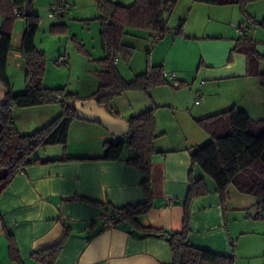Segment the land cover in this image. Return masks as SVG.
Instances as JSON below:
<instances>
[{"label":"crops","instance_id":"1","mask_svg":"<svg viewBox=\"0 0 264 264\" xmlns=\"http://www.w3.org/2000/svg\"><path fill=\"white\" fill-rule=\"evenodd\" d=\"M34 1H31V9L36 14L42 6L46 12L51 3V0H46L43 5L39 2L35 5ZM69 1L67 0L69 9L57 19L56 24L68 27L73 16L77 17V20L87 18L83 10L90 2L72 0V4ZM113 1L128 5L133 0ZM178 1L174 3L171 16ZM184 1L190 8L194 3H198ZM93 3L96 4L95 0ZM202 5L197 7L204 8L209 14L227 17V29L213 32L206 28L200 35L173 36L171 39L155 42L150 53L151 62L162 65L164 72H174L175 81L166 77L168 84L152 87L145 94H126L131 102L130 115H123V112L119 111L118 102L116 105L108 102L107 108L112 114L116 113L126 119L138 112L154 108L157 132L162 133L153 143L157 151L153 156L151 168L153 205L149 212L135 217L137 222L143 227L180 232L184 217L183 201L189 189V176L192 174L195 178L203 177L210 193L190 201L188 240L197 247L229 255L242 247L241 240L244 237H248L253 230L264 227V222L249 220L250 217L238 213L237 208H257L259 216L253 218L254 220L264 218L261 213L264 209L259 207L254 198L245 194L233 199L229 192L230 200L223 202L215 190L213 180L198 166L192 167L188 148L204 145L210 140L196 125L195 119L231 107L245 110L253 120L264 117V87L260 86L256 78L246 75L245 57L231 53L235 40L240 36L235 24L246 22L247 31L244 35L256 41V50L262 55L264 33L259 30L258 24L247 21L239 6L234 3ZM246 12L255 20L262 19L260 11L252 4L246 6ZM182 16L184 14L178 16L177 26L182 23ZM18 18L20 17L16 16L12 32L14 49L7 61V75L14 93L25 89L24 61L17 50L25 22ZM1 22L0 11V25ZM44 26L42 39L38 45L36 35L35 44L46 55L48 49L43 42L47 39L45 35L48 25ZM68 31L69 27L67 34ZM59 45L58 43L57 48ZM60 51L61 46L57 54H61ZM101 52L103 54L102 49ZM60 61L66 62L67 58L60 55L56 63ZM117 67L119 68L118 65ZM194 70L195 78H200V82L186 86L187 76ZM49 82L46 81L45 73L43 84L46 87H61ZM4 95L5 88L0 81V103L4 101ZM197 98L200 100L195 103ZM60 110L59 104L15 108L13 118L19 132L26 134L47 125ZM76 130L82 133V137L78 138L90 134L87 138H95V142H87L84 151L77 155L65 156L83 159L29 165L2 191L0 264H17L10 260L6 232L13 237L24 264H39L32 259V253L56 244L67 232L65 245L54 264H171L172 254L165 236L142 232L126 221L103 228L108 220L103 214L108 209L95 202L121 207L145 200L139 184V172L126 163V159L134 154L132 148L125 145L127 149L124 151L125 146L123 147L120 159H98L105 155V142L112 141L113 136L98 122L74 119L68 129L67 141L68 138H76ZM63 147L59 148L61 150L57 148L58 154L54 157L38 158L59 159L67 153V148ZM207 177L211 179L212 184ZM168 198L171 199V204L168 203ZM258 234L264 237V234ZM246 240L249 241V248L254 254L264 255V241L259 239L257 242L250 238Z\"/></svg>","mask_w":264,"mask_h":264},{"label":"trees","instance_id":"2","mask_svg":"<svg viewBox=\"0 0 264 264\" xmlns=\"http://www.w3.org/2000/svg\"><path fill=\"white\" fill-rule=\"evenodd\" d=\"M191 1L204 4L234 3L239 6L247 21L264 28V17L258 21L246 12V6L256 0ZM24 2L25 0H7L6 2L0 0L2 14L0 81L5 88L4 101L0 103V195L11 180L29 165L83 159L63 156L59 159L42 160L33 156L34 151L40 147L66 145L71 122L74 119H81L76 115L73 106L74 102L80 98L76 93L67 91L65 87L50 88L43 84L47 59L45 53L35 44V37L40 28V18L33 11L25 17ZM95 2L98 9L96 18L100 23V47L104 53L101 59L103 68L98 72L97 92H111L98 98V103L107 108L108 98L113 95L124 91L147 92L152 87L168 84L160 64L148 63L144 72L125 80L118 71L115 60L118 53H122L125 59L132 53L133 47L122 43V37L129 28L144 32L152 41L156 35H160V39L167 35L171 31L168 17L176 0H134L129 5H122L113 0H95ZM13 7L18 8V17L23 18L25 22L21 43L17 48L25 67V89L20 93L13 92L7 75L8 56L14 49L12 32L16 16ZM182 25L183 22L175 29V35L181 34ZM65 28L64 24L55 23L50 26L51 32L64 31ZM245 32L235 40L231 53L235 52L245 57L246 75L256 78L260 86L264 87V55L256 50V41L244 35ZM50 104L61 106L60 113L54 119L31 133L19 132L13 118L15 108ZM114 115L118 116L116 113ZM128 121L130 136L117 142H105V155L98 159H120L123 147L130 146L134 154L126 159V163L139 172V184L145 200L142 203L121 207L95 202L111 213V217L106 220L103 228L126 221L142 232L165 236L172 254L171 264H234L233 252L229 255L219 254L197 247L188 240L190 201L210 193L203 177L195 178L192 174L189 176V189L183 201L184 217L180 232L143 227L137 222L135 217L146 214L153 205L151 168L153 156L157 152L153 143L162 133L157 132L154 108L133 115ZM195 123L210 137V140L204 145L188 148L192 167L198 166L213 180L215 190L220 194L223 202L227 199L228 187L233 186L242 194L254 196L258 205L264 204V117L253 120L245 110L231 107L195 119ZM67 237L68 232L56 244L34 251L31 255L32 259L39 264H54ZM6 238L10 260L17 264H24L13 237L6 232Z\"/></svg>","mask_w":264,"mask_h":264},{"label":"rangeland","instance_id":"3","mask_svg":"<svg viewBox=\"0 0 264 264\" xmlns=\"http://www.w3.org/2000/svg\"><path fill=\"white\" fill-rule=\"evenodd\" d=\"M45 1L46 0H42L40 2V0H35L34 4L37 5V3L39 2V4L42 3L41 5H43V2ZM83 1L85 3L90 2L89 4H87V6L84 7L85 12L83 10V14L87 18L77 20V17L74 18L75 16H73V19L69 20L70 23L68 26V34V27H66L64 31L51 32L49 26L50 24H55L57 19L48 18L42 6V9L38 11V15L40 18V28L36 34L38 36L36 41L39 45V41L40 39H42L43 36V29H45L44 25H48L46 26L48 27V29L45 35L47 39L43 42L44 46L48 49V54H46L47 62L45 66L46 81H50L49 83L51 85L65 87L67 91L76 93L80 99H85L87 97L90 98L92 95L97 93L99 84L98 72L102 69L101 59L104 57V53L102 54L101 52L99 41L100 23L99 20L96 18L98 15V9L96 7V4H92L93 0ZM194 4L195 5L190 8V6H188V4H186L184 0L178 1L176 10L174 11L173 15H170L168 17V24L171 28V31L167 35H165L161 40L171 39L173 36L184 37L187 34L200 35L204 32L206 28H208L207 30H211L213 32H218L219 29H227V25L229 26V20L227 17L223 15L209 14V12H207L204 8L197 7L203 6V3ZM249 4L255 6L260 11L261 17H264V0H256ZM181 14H184V16L181 17V20L183 22L181 34L175 35V29L178 27L177 25L179 24L178 16ZM18 20L24 22L23 18H18ZM232 28L234 29V27ZM259 30H262V33H264V28L260 27ZM58 43L60 44L59 48L61 46V54H57V50L59 49L57 48ZM122 43L133 47L132 53L129 57H126L125 59L122 53H118L115 60V65L116 67L117 65L119 66V68L117 67V69L125 80H129L135 75L144 72L148 63L154 64L153 62H151L150 53L155 42H153L151 38L147 37L144 32L129 28L127 30V33L122 37ZM60 55H64L67 58V61H60L57 64L56 60H58ZM193 69L194 68H192V70ZM131 75L132 77L130 78ZM187 77L188 79L186 80V86H192L194 83H196V81H198L197 84L200 82V78H195L196 70H194L193 73L190 71V75H188ZM193 78H195V80H192ZM129 92H132L131 94H135L133 92H136V94L147 93L144 91H124L120 94L113 95L108 98V102H110L111 105H116V102H118L117 107L119 111L123 112V115H130L131 113L129 107L131 102L127 97L128 95H126L130 94ZM120 106L122 108H120ZM81 134L82 133L79 130H76L74 133V136L76 138H68L66 145L55 144L40 147L34 151L33 156L42 158L54 157L58 154L57 148L58 150H61L59 149L61 148V146H64V149L67 148V153H64V156L77 155L78 153L84 151L83 148L87 145V142H95V138H87L90 134L84 135L83 138H78L79 136L82 137ZM63 148L62 150H64ZM126 149L127 146L124 147V151ZM208 179L209 178L207 177V180ZM210 180L211 179H209V182L212 184V181ZM229 188L230 189H227L228 201L230 200L228 197L229 192L233 195V199H236V196H244V194L240 193L235 187L230 186ZM248 196H250V198H254L256 202V198L254 196ZM226 207H228V205H226ZM241 207L237 208L236 211L238 213H241L244 216L246 212H249L251 214L249 220L254 222H264V218H259L256 220L253 219L254 214L258 212V210L256 212L257 208L255 209L254 206L247 208H243V206ZM261 213L262 215H264V210H262ZM258 233L264 234V227L253 230V233H250L248 237H244V239L241 240L242 247L234 253V264H264V255L260 253L254 254L255 252H252L249 248V241L246 240L250 238V240H255L257 242L260 240L264 241V237L260 236Z\"/></svg>","mask_w":264,"mask_h":264},{"label":"water","instance_id":"4","mask_svg":"<svg viewBox=\"0 0 264 264\" xmlns=\"http://www.w3.org/2000/svg\"><path fill=\"white\" fill-rule=\"evenodd\" d=\"M31 1L25 0L23 15L29 16L32 13ZM109 91H100L90 98L78 99L74 102L76 115L87 121L98 122L114 138L123 140L129 132L130 125L126 118L112 114L104 105L98 103V98L110 94Z\"/></svg>","mask_w":264,"mask_h":264},{"label":"built area","instance_id":"5","mask_svg":"<svg viewBox=\"0 0 264 264\" xmlns=\"http://www.w3.org/2000/svg\"><path fill=\"white\" fill-rule=\"evenodd\" d=\"M67 9H69V5L67 3V0H51V3L48 7V9L46 10V14H47V17L50 18V19H60L63 14L67 11ZM13 12L15 14V16H19V10L17 7H13ZM170 14V12L168 13ZM235 29L236 31L241 34V33H244L245 30L247 29L246 27V24L244 22H239L237 24H235ZM160 39V35H156L153 37V42H156ZM165 77L171 79V80H175V74L174 72H164L163 73ZM199 98H197V100H195V103H198L199 102ZM130 136V132H128L124 138H128ZM113 142H117L119 141V139H116L113 137ZM171 199L168 198V203L171 204ZM259 207L261 209H264V204H260ZM106 219H109L111 217V213L110 211H105L104 214H103ZM246 216L250 217L251 214L249 212H246ZM259 216V213L257 214H254V218H258Z\"/></svg>","mask_w":264,"mask_h":264}]
</instances>
